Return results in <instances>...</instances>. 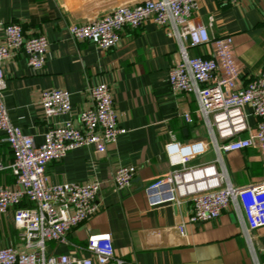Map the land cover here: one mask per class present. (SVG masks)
I'll return each instance as SVG.
<instances>
[{
	"label": "crops",
	"instance_id": "crops-1",
	"mask_svg": "<svg viewBox=\"0 0 264 264\" xmlns=\"http://www.w3.org/2000/svg\"><path fill=\"white\" fill-rule=\"evenodd\" d=\"M140 1L0 0V26L16 23L26 37L43 34L48 40L41 71L28 67L22 51L4 66L3 102L11 122L40 145L50 123L41 117V91L66 89L73 113H78L92 105L89 89L106 83L119 126L126 130L104 153L85 146L46 165L49 184L101 181L106 185L97 196V213L68 234L67 245L48 242L45 255L87 256V237L110 233L115 257L123 264H264V227L247 233L244 218L232 207L214 221L190 223V201L158 207L147 203L146 187L173 169L167 158V145L172 142L184 146L201 143L204 150L191 164L214 162L237 187L264 183V161L253 149L217 152L207 125L195 113L196 96L170 89L168 73L181 59L182 46L189 56L206 57L212 55L211 46L189 48L152 21L139 29L123 30L118 44L107 50L77 41L68 32L70 25L97 19L114 5ZM191 23L205 25L211 38H232L242 85L264 71V0H197ZM3 41L0 29V43ZM247 112L250 114L249 108ZM68 119L77 124L73 115L51 122ZM249 124H255L252 115ZM3 139L0 134V158L8 165L12 153ZM120 166L136 169L132 188L121 193L112 184ZM13 184L10 170L2 171L0 185ZM181 222L184 237L175 229ZM0 247L28 251L14 226L12 208L0 215Z\"/></svg>",
	"mask_w": 264,
	"mask_h": 264
},
{
	"label": "built area",
	"instance_id": "built-area-1",
	"mask_svg": "<svg viewBox=\"0 0 264 264\" xmlns=\"http://www.w3.org/2000/svg\"><path fill=\"white\" fill-rule=\"evenodd\" d=\"M196 9L197 0H143L135 5H114L97 19L70 25L68 32L77 41H88L107 50L118 44L123 30L139 29L152 21L165 28L168 37L179 39L189 48L211 46L209 57L189 56L182 46L181 59L168 73L170 89L196 96L195 113L207 125L217 152L253 149L264 161V71L242 85L232 53V38H211L205 25L192 24ZM0 27L4 39L0 43V134L12 153L8 165L0 158V173L9 169L14 178L12 186L0 185V215L13 209L14 226L28 250L0 247V264H123L115 257L110 233L90 234L84 248L87 256L45 255L48 242L67 245L68 234L98 211L97 196L106 183L49 184L45 168L77 148L93 146L97 153H104L126 133L119 126L109 86L100 83L90 88L92 105L78 113H73L66 89L41 91V117L50 123L43 143L36 145L33 137L23 134L9 119L3 102L4 66L22 51L28 67L41 71L48 40L43 34L26 37L16 23ZM67 115H73L77 124L72 119L52 124L53 119ZM250 115L255 118L254 125L249 124ZM185 119L191 122L189 114ZM203 150L201 143L167 145V158L173 169L146 187L149 207L190 201V223L214 221L232 207L244 218L247 233L264 227V183L237 187L218 171L214 162L191 164V159ZM135 173L133 166L118 167L112 180L114 189L120 193L129 191ZM175 229L180 237L185 236L183 222L176 224Z\"/></svg>",
	"mask_w": 264,
	"mask_h": 264
}]
</instances>
